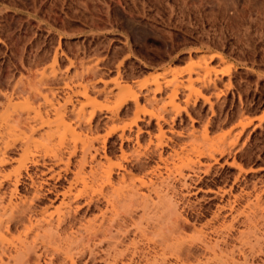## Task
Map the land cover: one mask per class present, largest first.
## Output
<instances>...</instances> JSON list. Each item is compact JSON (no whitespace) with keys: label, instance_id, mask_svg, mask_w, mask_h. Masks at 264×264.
Returning <instances> with one entry per match:
<instances>
[{"label":"rangeland","instance_id":"rangeland-1","mask_svg":"<svg viewBox=\"0 0 264 264\" xmlns=\"http://www.w3.org/2000/svg\"><path fill=\"white\" fill-rule=\"evenodd\" d=\"M0 227L10 264H264V0H0Z\"/></svg>","mask_w":264,"mask_h":264},{"label":"bare ground","instance_id":"bare-ground-1","mask_svg":"<svg viewBox=\"0 0 264 264\" xmlns=\"http://www.w3.org/2000/svg\"><path fill=\"white\" fill-rule=\"evenodd\" d=\"M19 177V176H18ZM112 176H111V173H109V178H111ZM108 178V180H110ZM112 180V179H111ZM15 183H14V186H15V188H14V192L12 193V195H14V196H16L14 193H17L18 191H17V189H18V183L20 182V178H17L15 181H14ZM17 191V192H16ZM13 197V196H12ZM17 200V199H16ZM10 202H11V204H13V199L11 198V200H10ZM249 217V216H248ZM247 218V217H246ZM248 219V218H247ZM9 220H10V218H9ZM248 220H250V219H248ZM11 221V220H10ZM32 223H33V221H31ZM10 224V223H9ZM10 226V225H9ZM9 226H8V228H7V231H9ZM11 227V226H10ZM30 228V227H29ZM0 229H1V227H0ZM7 238H6V232L4 231V232H1V230H0V248L4 245V247H5V244H6V242L4 243V241L6 240ZM19 241H22V239L21 240H19ZM182 244H183V242H182ZM12 246V248H13V250H12V252L10 253V254H8V257H7V260H4V259H2L1 258V256H0V261L3 263V264H10V263H12V261H15V262H17L18 261V259L22 256V255H24L23 257H25L26 256V252H27V250H28V245L26 244V243H21L20 245H11ZM179 245H177V247H178ZM183 246V245H182ZM190 246V245H189ZM216 246V245H215ZM9 247V246H8ZM135 247V246H134ZM180 247V249L182 250L184 247H182L181 248V246H179ZM11 248V247H10ZM128 248V247H127ZM1 249H3V248H1ZM61 249V248H60ZM128 249H130V248H128ZM136 249V248H135ZM185 250H186V253H188V252H190V250H191V246H190V249H189V247L187 246V249L186 248H184ZM7 251H8V249H6ZM5 250V252L7 253V251ZM10 250V251H11ZM72 250V249H71ZM130 250H132V249H130ZM60 251V250H59ZM118 252V251H117ZM125 251H123V253H124ZM136 253H137V251H135ZM119 253V252H118ZM117 253V254H118ZM145 253V252H144ZM185 253V254H186ZM71 254V253H70ZM74 254V253H73ZM183 254V253H182ZM116 255V254H115ZM130 255V254H129ZM145 255V254H144ZM139 256V260H136L137 258H135V254L133 253L132 255H130L129 257H127L128 255H126V257H127V260L123 257V259L122 258H120V259H122V260H126V262H127V264H159V259L157 258V257H154V256H150L149 257V255H145V256ZM152 255V254H151ZM75 256H76V254H75ZM74 255H72V256H69V257H67L68 259H69V261H70V263L71 264H76L77 263V261H78V257L76 258ZM119 256H121L122 257V255H121V253H120V255L118 254V256H116V257H118L119 258ZM156 256V255H155ZM186 256H188V255H186ZM4 257V256H3ZM190 257V256H189ZM188 257V258H189ZM6 258V257H5ZM22 258V257H21ZM20 258V259H21ZM45 258V257H44ZM30 259V258H29ZM28 259V260H29ZM37 259V264H42L41 263V260H40V255L38 256V258H36ZM113 259V258H112ZM111 259V260H112ZM120 259H119V261H117V259H114V261H113V263L112 264H115L116 262H120ZM165 259V258H164ZM177 259L180 261V263H177V264H185L184 263V258L181 256H178L177 257ZM28 260H26V261H28ZM25 261V262H26ZM29 261H31V259L29 260ZM167 261V260H166ZM48 264H53L54 262H53V260H50V261H46ZM45 262V263H46ZM68 262V261H67ZM30 263V262H29ZM117 263V264H118ZM161 264H163V262L161 263ZM202 264V263H201Z\"/></svg>","mask_w":264,"mask_h":264}]
</instances>
